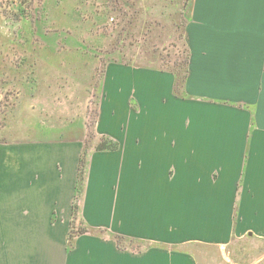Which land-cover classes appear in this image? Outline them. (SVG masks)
Returning <instances> with one entry per match:
<instances>
[{
	"label": "crops",
	"instance_id": "crops-1",
	"mask_svg": "<svg viewBox=\"0 0 264 264\" xmlns=\"http://www.w3.org/2000/svg\"><path fill=\"white\" fill-rule=\"evenodd\" d=\"M189 17L183 84L106 66L95 140L117 148L91 150L93 232L72 249L87 116L75 136L0 143V264H264V0H194Z\"/></svg>",
	"mask_w": 264,
	"mask_h": 264
},
{
	"label": "rangeland",
	"instance_id": "rangeland-1",
	"mask_svg": "<svg viewBox=\"0 0 264 264\" xmlns=\"http://www.w3.org/2000/svg\"><path fill=\"white\" fill-rule=\"evenodd\" d=\"M193 1L0 0V143L75 136L87 116L93 150L106 66L175 70Z\"/></svg>",
	"mask_w": 264,
	"mask_h": 264
},
{
	"label": "trees",
	"instance_id": "trees-1",
	"mask_svg": "<svg viewBox=\"0 0 264 264\" xmlns=\"http://www.w3.org/2000/svg\"><path fill=\"white\" fill-rule=\"evenodd\" d=\"M186 54H187L186 59H184L181 62L176 63V69L172 70L175 72V74L178 77L177 78L178 85L183 84L185 80L184 78L188 71L189 51H186ZM116 148H117V144H115L108 137H101L99 139L98 144L96 145L94 149L96 151H110V150H115ZM90 152L91 150L86 148L81 157V161H80L79 180H78V186H77V192H76V199H75L74 206H73V220H72L71 229H70V238H69V248L70 249L74 247L75 241L79 236L93 232L89 227H85L83 222L79 218V213H80L79 200H80V196L83 190V185L85 182L86 169L88 165V158H89ZM115 238L120 244H122L123 240H126L120 236H115Z\"/></svg>",
	"mask_w": 264,
	"mask_h": 264
}]
</instances>
